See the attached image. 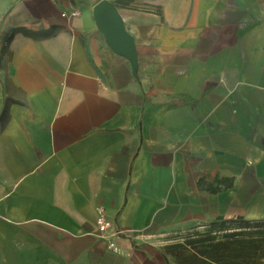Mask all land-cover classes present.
Masks as SVG:
<instances>
[{
    "label": "crops",
    "instance_id": "1",
    "mask_svg": "<svg viewBox=\"0 0 264 264\" xmlns=\"http://www.w3.org/2000/svg\"><path fill=\"white\" fill-rule=\"evenodd\" d=\"M98 1L0 0V264H175L174 232L264 221V0H110L134 63Z\"/></svg>",
    "mask_w": 264,
    "mask_h": 264
},
{
    "label": "rangeland",
    "instance_id": "2",
    "mask_svg": "<svg viewBox=\"0 0 264 264\" xmlns=\"http://www.w3.org/2000/svg\"><path fill=\"white\" fill-rule=\"evenodd\" d=\"M114 1L127 2L131 0ZM239 232L243 234H238ZM207 235L215 237L220 242L235 241L230 245L235 250L238 248L236 240L244 239V237L259 239L261 242L256 247L258 248L256 255L260 256L259 263L264 264V221H260L256 227L239 228L235 223L221 224L218 220L199 227L174 232L165 245V251L175 264H180L182 260H185V264H194L200 258L193 252L188 242L205 238Z\"/></svg>",
    "mask_w": 264,
    "mask_h": 264
},
{
    "label": "trees",
    "instance_id": "3",
    "mask_svg": "<svg viewBox=\"0 0 264 264\" xmlns=\"http://www.w3.org/2000/svg\"><path fill=\"white\" fill-rule=\"evenodd\" d=\"M115 4L128 5L129 2L114 1ZM221 224L235 223L239 228L256 227L260 221H249L244 219L238 220H219ZM243 234V233H238ZM237 250L230 247L234 242H220L215 237L207 235L205 238L192 240L188 245L193 249V252L199 256L194 264H261L259 263L260 256L256 255V250L261 242L259 239L245 238L236 240ZM240 254V255H239ZM180 264H185L182 260ZM189 264V263H186Z\"/></svg>",
    "mask_w": 264,
    "mask_h": 264
},
{
    "label": "water",
    "instance_id": "4",
    "mask_svg": "<svg viewBox=\"0 0 264 264\" xmlns=\"http://www.w3.org/2000/svg\"><path fill=\"white\" fill-rule=\"evenodd\" d=\"M93 17L107 42L134 63L133 41L122 25L115 5L110 0H99L93 7Z\"/></svg>",
    "mask_w": 264,
    "mask_h": 264
},
{
    "label": "built area",
    "instance_id": "5",
    "mask_svg": "<svg viewBox=\"0 0 264 264\" xmlns=\"http://www.w3.org/2000/svg\"><path fill=\"white\" fill-rule=\"evenodd\" d=\"M97 222V226H98V230L101 233V235H111V236H115L120 234L122 231L120 230H113L112 232L108 233L109 227H110V222L108 220H106L105 218H103L102 216H99L96 220ZM108 248H114V243L113 242H109L108 243Z\"/></svg>",
    "mask_w": 264,
    "mask_h": 264
}]
</instances>
